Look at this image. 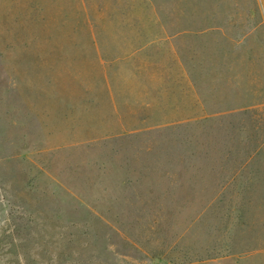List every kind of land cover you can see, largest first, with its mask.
<instances>
[{"label":"rangeland","instance_id":"rangeland-1","mask_svg":"<svg viewBox=\"0 0 264 264\" xmlns=\"http://www.w3.org/2000/svg\"><path fill=\"white\" fill-rule=\"evenodd\" d=\"M0 264H264V0H0Z\"/></svg>","mask_w":264,"mask_h":264},{"label":"trees","instance_id":"trees-1","mask_svg":"<svg viewBox=\"0 0 264 264\" xmlns=\"http://www.w3.org/2000/svg\"><path fill=\"white\" fill-rule=\"evenodd\" d=\"M255 128H259V126L258 125H255Z\"/></svg>","mask_w":264,"mask_h":264}]
</instances>
